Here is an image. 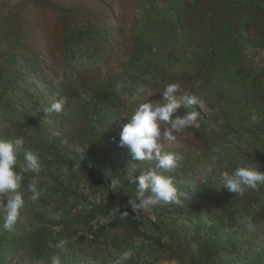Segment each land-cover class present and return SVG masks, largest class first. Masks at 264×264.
Segmentation results:
<instances>
[{"label": "rangeland", "instance_id": "1", "mask_svg": "<svg viewBox=\"0 0 264 264\" xmlns=\"http://www.w3.org/2000/svg\"><path fill=\"white\" fill-rule=\"evenodd\" d=\"M176 9L172 0H0V137H24L20 163L28 150L39 151L42 161V171L25 173L19 189L25 199L20 218L32 225L29 239L15 245L0 239V259L5 248L10 264H50L52 255L62 264H114L125 251L132 252L126 264H169L171 254L176 264H264V186L241 196L219 180L221 171L245 164L264 171V136L251 120L264 109L263 95L249 80L229 85L230 99L213 93L193 75L191 50L177 46L170 56L183 41L175 20L188 30L197 22L194 13ZM193 28L195 43L219 36L203 23ZM241 52L264 84L258 70L264 49L242 44ZM170 83L180 85L178 99L187 91L204 102L200 108L184 101L180 109L199 111V128L186 129L176 141L160 137L165 150L182 156L170 174L180 189L194 193L183 205H157L140 214L144 219L126 220L124 211L135 214L128 201L137 185L127 175L130 154L119 146L120 131L125 116L145 99L159 100ZM58 95L68 97L63 111L46 113ZM201 121L219 132L216 144L206 145L195 133ZM32 176L45 189L35 202L26 191ZM37 239L49 253L35 250ZM161 244L168 245L164 253Z\"/></svg>", "mask_w": 264, "mask_h": 264}, {"label": "clouds", "instance_id": "2", "mask_svg": "<svg viewBox=\"0 0 264 264\" xmlns=\"http://www.w3.org/2000/svg\"><path fill=\"white\" fill-rule=\"evenodd\" d=\"M180 91L178 83L167 84L159 100L145 99L123 124L119 135V146L127 147L130 154L128 177L137 185L136 196L129 199L135 216L150 213L161 204L183 205L192 199L194 192H188L178 187L174 172L182 156L179 153L167 151L160 137L165 141H176L186 129L199 128V111H187L183 114L180 109L183 102L188 105H198L203 108V100L196 94L187 91L183 99H178L176 93ZM143 89L137 90L133 100L139 98ZM68 103V97L58 95L44 111L46 113H60ZM252 121L259 117L253 114ZM25 145L24 137L7 139L0 137V229L11 231L15 228L25 206L24 193L19 191L25 180V173L39 174L42 171L41 153L28 150L24 152V162H19V154ZM137 162H154L146 169L138 168ZM139 171L137 176L135 173ZM220 185L231 193L244 195L249 189L257 190L264 186V171L245 164L233 170L227 168L219 173ZM29 200L38 201L45 189L40 186L37 176H32L27 184ZM141 210H143L141 212ZM129 215L128 211H124ZM62 246V245H61ZM196 250V245H193ZM132 258L131 251H125L114 264H126ZM50 264H62L58 255H52Z\"/></svg>", "mask_w": 264, "mask_h": 264}, {"label": "trees", "instance_id": "3", "mask_svg": "<svg viewBox=\"0 0 264 264\" xmlns=\"http://www.w3.org/2000/svg\"><path fill=\"white\" fill-rule=\"evenodd\" d=\"M172 6L177 7L176 13L181 12L183 9H186L190 15L194 13V18L197 20L194 25L197 28H200L202 23L207 31H212L215 27L218 30L219 36L211 41H206L204 45L198 42L195 43L193 40H190L192 35L189 32L194 30V25L189 30L185 29L182 25V20L177 18L175 20V24L178 26L176 34L183 41H176V46H174L170 56H173L178 51L176 49L177 46L180 47V50H191L193 52L192 57L188 61L195 66L193 75H201L203 84L213 93L218 95L227 94V98L230 99L229 85L238 82L247 83V80H249L251 81L249 83L263 95L264 101V84L259 80V77L254 75V71L248 69L245 54L241 52L242 44L253 48L264 49V0H172ZM237 7L242 8V10L226 13L231 8ZM163 12H166V9ZM254 14L260 15L258 18H253ZM215 15L217 22L212 23L211 18H214ZM168 24L170 23H167L164 28L166 31L171 32V26H168ZM252 24L253 27H251ZM209 26L211 27L209 28ZM254 26L257 27L254 28ZM166 31H163L162 35L165 38H171L173 40ZM200 32L202 31L199 29L193 37H197V34ZM205 38L202 37V39ZM142 60L143 58L139 57V61ZM258 70L260 73H264V68L259 67ZM244 73H247V75L244 76ZM256 115L259 117V120L253 121V126L264 136V109L260 114ZM204 122L201 121V127L204 126ZM221 122L223 121L221 120ZM195 133L199 135V138L206 145L216 144L215 142L218 140L219 135V132L208 128L206 125L202 127V131L200 130L199 132L196 130ZM117 193L120 194L119 191ZM233 203L232 201L231 204ZM31 212V208L26 211L27 215H31ZM103 214L109 216L111 212L106 211ZM127 217L126 220L129 218L144 219L141 215L135 216V214L131 213ZM31 226L29 221L24 222L20 218L16 224L17 229L4 232L0 235V239L8 244L15 245L17 241H20L24 237L29 239L28 234L30 232L27 229ZM153 226L155 225L153 224ZM159 233V236H154L156 240L155 244H160L161 232ZM32 242L37 246L35 250L42 251L41 254L50 252L49 246L43 241L37 239V241L32 240ZM159 247L162 248V253H164L163 250L167 249L168 245L161 244ZM5 252L6 249L3 248L1 250L0 264H10V260L7 259L8 256H4ZM169 257L171 259V263L169 262V264H176L172 254Z\"/></svg>", "mask_w": 264, "mask_h": 264}]
</instances>
